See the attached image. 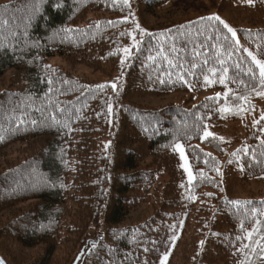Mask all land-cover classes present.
<instances>
[{
  "label": "trees",
  "instance_id": "16d2710c",
  "mask_svg": "<svg viewBox=\"0 0 264 264\" xmlns=\"http://www.w3.org/2000/svg\"><path fill=\"white\" fill-rule=\"evenodd\" d=\"M138 4L196 17L142 32ZM212 11L234 17L244 47ZM249 51L264 62V0H0V255L71 264L103 228L85 264H264V194H237L264 180ZM171 95L183 101H133Z\"/></svg>",
  "mask_w": 264,
  "mask_h": 264
},
{
  "label": "rangeland",
  "instance_id": "374dc122",
  "mask_svg": "<svg viewBox=\"0 0 264 264\" xmlns=\"http://www.w3.org/2000/svg\"><path fill=\"white\" fill-rule=\"evenodd\" d=\"M210 16H217L219 17V20L223 22L225 25L228 26V28L233 29V25L235 24L234 22V17L220 13L218 11H212L210 13ZM196 17V14H191L189 16H171L170 14L166 12H162L158 17H154L148 13H146L144 6L142 4H138L133 12H132V23L133 25L141 30L142 32H153V31H158L161 29H165L168 27H171L175 25L179 21H185L189 18H194ZM237 42L239 45L244 47V43L239 40L236 36ZM48 65L54 66L61 68L65 71H70L73 74L79 75V76H84L88 78L89 80L93 82H98V83H106L113 85L117 83L118 79L116 77H104L101 73H94L88 68L84 66H78L75 70H71L69 65L60 57V56H54L50 57L47 61ZM187 96H189L187 94ZM136 104L138 105H143V106H149V107H159V106H166L169 104H178L183 101L182 97L180 95H171L167 97H161V98H154V97H148V98H143V99H134L133 100ZM262 103L264 105V97L262 99ZM241 123L236 122L234 124H230L229 128H225L223 130H218L213 127H208L206 128L205 132H210L212 135H217L222 139H228L230 134H235L237 132V129L239 130L241 128ZM204 132V133H205ZM211 135V136H212ZM203 137H208L204 136ZM184 153V152H183ZM179 157L181 159V154L178 151ZM185 154H184V159L182 160V165H185ZM238 195H245V194H252L257 197H261L262 194H264V180H258L254 181L251 187H247L245 189H241L237 193Z\"/></svg>",
  "mask_w": 264,
  "mask_h": 264
},
{
  "label": "snow or ice",
  "instance_id": "6c2138e0",
  "mask_svg": "<svg viewBox=\"0 0 264 264\" xmlns=\"http://www.w3.org/2000/svg\"><path fill=\"white\" fill-rule=\"evenodd\" d=\"M124 3L127 4V3H128V0H124ZM248 3H252V0H248ZM34 11H38V8H37V9H34ZM209 19H216V20H219V17H217V16H213V17H209ZM225 27H228V26L225 25ZM228 31L232 33V37H233V39H235V37H236V32H235L233 29H231V28H228ZM245 51H247V49H245ZM124 52H125L126 54H130L128 48H125V49H124ZM248 55L251 56V58H252V62H253L255 65H257V67L259 68L261 81L264 82V62H262L260 59H257V57H256L255 55H253L252 52H250V51L248 52ZM150 59H151V57H150ZM192 67L195 68L196 65L193 64ZM212 71H215V70L213 69ZM205 79H207V77H205ZM221 83H223V79H221ZM112 87L115 89V88H116V85L113 84ZM261 94H264V93H261ZM217 95H219V94H217ZM226 95H227V94H226ZM221 111H223V112H227V111H229V109H228V108H223V109H221ZM261 120H264V116H261ZM211 135H212V134H211L210 132H205V133H204V136H211ZM262 143H264V141H262ZM175 148H176L177 151L180 152V154H181V159H184V153H183V149H182L181 145H180V144H176V145H175ZM182 166L185 167V170L187 171V167L184 166V165H182ZM193 178H194V177L192 176L191 172H189V173H188V179H189V182H191V181L193 180ZM202 243H203V242H202ZM0 264H4V262H3V261H0ZM161 264H164L163 260L161 261Z\"/></svg>",
  "mask_w": 264,
  "mask_h": 264
},
{
  "label": "water",
  "instance_id": "95a60500",
  "mask_svg": "<svg viewBox=\"0 0 264 264\" xmlns=\"http://www.w3.org/2000/svg\"><path fill=\"white\" fill-rule=\"evenodd\" d=\"M105 233L103 228L99 230L95 237H91L85 241V244L81 247L71 264H85L86 259L90 254L100 245L104 239ZM0 261L4 264H9L3 256L0 255Z\"/></svg>",
  "mask_w": 264,
  "mask_h": 264
}]
</instances>
